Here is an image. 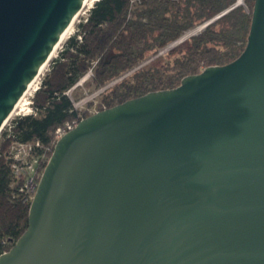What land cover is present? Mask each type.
<instances>
[{
  "label": "water",
  "instance_id": "1",
  "mask_svg": "<svg viewBox=\"0 0 264 264\" xmlns=\"http://www.w3.org/2000/svg\"><path fill=\"white\" fill-rule=\"evenodd\" d=\"M83 1L0 0V132ZM0 264H264V0L236 59L62 135Z\"/></svg>",
  "mask_w": 264,
  "mask_h": 264
},
{
  "label": "trees",
  "instance_id": "2",
  "mask_svg": "<svg viewBox=\"0 0 264 264\" xmlns=\"http://www.w3.org/2000/svg\"><path fill=\"white\" fill-rule=\"evenodd\" d=\"M244 1L245 5L235 7L236 0L94 3L79 23L78 32L69 34L50 61L34 96L36 113L15 116L0 132V254L26 230L31 203L25 200L20 190L23 181L15 178L8 158L11 142L48 144L56 129L76 116L67 91L88 73L91 76L84 84L93 91L122 77L99 94L97 105L103 109L150 91L175 87L186 75L236 59L248 40L255 0ZM205 23L199 33L141 65ZM83 114L89 115L87 111Z\"/></svg>",
  "mask_w": 264,
  "mask_h": 264
},
{
  "label": "built area",
  "instance_id": "3",
  "mask_svg": "<svg viewBox=\"0 0 264 264\" xmlns=\"http://www.w3.org/2000/svg\"><path fill=\"white\" fill-rule=\"evenodd\" d=\"M241 4L245 5V1L244 0H236V2L234 3V5L232 7H235V6L241 5ZM206 25H207V23L197 26L196 29L187 31L179 39L168 44L166 47L161 49L155 56L148 59L147 61H145L141 65L147 63L149 60H152L153 58H155L157 56L163 55L168 50L172 49L173 47H175L176 45H178L179 43L184 41L186 38H188L189 36L196 33V31H201ZM80 38H81V36H80ZM121 78L122 77L116 79L115 81H113V82L109 83L108 85L102 87L101 89L97 90L95 94L99 95L106 88H108L110 85H112L113 83H115L116 81H118ZM40 84H41V81H40ZM40 84H39L38 89L40 88ZM37 90H35V92L31 93V94H26V92H25V94L22 97H24V100L28 101V103H27L28 111L27 112L22 111L21 110V104L22 103H20L19 107L15 106L14 114H13L14 117L36 113V110L34 108L33 103H34V96H35V93L37 92ZM67 94L72 98L74 108H75L77 114L73 119L65 122L63 125H60L56 129L52 140L48 144L43 146V145H41V143L39 141H20V140H13L10 144V148H9V152H8V158L11 160V165L13 168V173H14L15 178L23 181V183L20 187V190L24 193L25 200L31 201L33 199V196L36 192V189H37V186H38V183H39L42 171H43L42 167L43 166L45 167V165L49 161V158H50L51 154L53 153L54 146H55L57 140L62 135H64L67 131L73 129L81 119L86 117V116H84V114L81 110L79 111V109H78L79 102L77 103L75 101V99H73V97L71 96V89H69L67 91ZM99 110H101V109H99L97 103L92 105L91 107L85 109V111H87L89 113V115L92 113H95ZM38 148H41V150L38 151Z\"/></svg>",
  "mask_w": 264,
  "mask_h": 264
},
{
  "label": "rangeland",
  "instance_id": "4",
  "mask_svg": "<svg viewBox=\"0 0 264 264\" xmlns=\"http://www.w3.org/2000/svg\"><path fill=\"white\" fill-rule=\"evenodd\" d=\"M94 3L91 6H88L87 5L85 7V9L77 16V18L75 19V21L73 22V24L71 25V27L69 29V33L63 38V40L60 42L59 46L57 47V50L54 52V57L57 55V52L59 51V49L61 48L63 42L69 36V34L70 33L72 34V33H77L78 32V30H79V28H78L79 27V23L82 22L83 20H85V18L88 15L89 9L94 5ZM196 28H197V26L194 27V28H192V29H190V30H193V29H196ZM199 32L200 31H196V33H194L193 35H195V34H197ZM191 36H189L188 38H190ZM188 38H186V39H188ZM184 41H182L181 43H183ZM181 43H179L178 45H180ZM152 57L153 56H151L150 58H152ZM49 64H50V62L46 65L45 69L40 73V77H43V75L45 74V72L49 69ZM90 76H91V73H88L74 87L71 88V96L73 98H75V101L77 103L79 102L78 109H79V111L81 110L82 112L85 111L86 108H89V107H91L92 105H94L96 103L98 104L99 99H100V96L95 94L97 90L96 91H93L91 89V87H88V86H86L84 84L85 80L89 79ZM13 118H14V115L11 116V118H9V120L5 124L7 126H4L3 130H5L6 128H8V125L11 123L10 120H12ZM0 140H1V138H0Z\"/></svg>",
  "mask_w": 264,
  "mask_h": 264
},
{
  "label": "bare ground",
  "instance_id": "5",
  "mask_svg": "<svg viewBox=\"0 0 264 264\" xmlns=\"http://www.w3.org/2000/svg\"><path fill=\"white\" fill-rule=\"evenodd\" d=\"M96 1L97 0H84L83 1L82 6H81V9L75 15V17L73 18V20L70 23V25L64 30V32L62 33L61 37L59 38V41L55 44V46H54V48H53V50H52V52H51V54L49 56V59L41 66V68L39 69V72H38L37 76L29 83V85L27 87L26 94L34 93L35 90L38 89L39 84H40V81H41V78H42V77H40V73L45 69L46 65L51 61L52 57L54 58V52L57 50V47L59 46V44L63 40V38L69 33V29H70L71 25L73 24V22L75 21V19L77 18V16L85 9V7L87 5L88 6H91ZM20 103H22L21 104V110L27 112L28 111V107H27L28 101L27 100H24V97H22L20 100H18V102L16 103L15 106H18L19 107V104ZM12 114H14V112ZM5 126H7V125H5Z\"/></svg>",
  "mask_w": 264,
  "mask_h": 264
}]
</instances>
